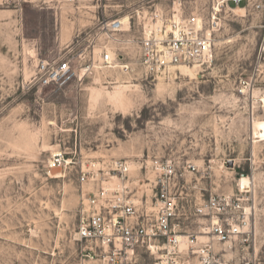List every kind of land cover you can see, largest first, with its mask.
Here are the masks:
<instances>
[{
  "label": "rangeland",
  "instance_id": "obj_1",
  "mask_svg": "<svg viewBox=\"0 0 264 264\" xmlns=\"http://www.w3.org/2000/svg\"><path fill=\"white\" fill-rule=\"evenodd\" d=\"M178 1L185 14L209 17V0H0V264H78L80 163L154 156L194 164L192 184L209 193L241 190L249 226L227 255L264 264V141L254 130L264 122V15L223 11L209 22V61L174 81L115 69L56 91L34 85L36 63L64 59L99 20L167 13ZM129 49L136 59V45ZM117 86L124 111L109 100ZM59 151L76 165L48 178Z\"/></svg>",
  "mask_w": 264,
  "mask_h": 264
},
{
  "label": "built area",
  "instance_id": "obj_2",
  "mask_svg": "<svg viewBox=\"0 0 264 264\" xmlns=\"http://www.w3.org/2000/svg\"><path fill=\"white\" fill-rule=\"evenodd\" d=\"M240 7L264 15V0H209L206 21L197 12L185 14L180 1L167 13L154 9L137 11L126 22L99 20L84 44L76 38L75 50L64 59L38 61L34 85L56 91L87 74L115 69L174 81L180 66L203 67L209 61L210 24L223 11ZM132 29L137 37H129ZM132 44L136 59L129 56ZM70 165L76 163L55 152L46 176L58 178L56 170ZM93 167L81 162L77 178L78 264H232L227 247L246 235L249 226L241 190L228 196L200 189L191 179L197 167L174 158L111 159Z\"/></svg>",
  "mask_w": 264,
  "mask_h": 264
},
{
  "label": "bare ground",
  "instance_id": "obj_3",
  "mask_svg": "<svg viewBox=\"0 0 264 264\" xmlns=\"http://www.w3.org/2000/svg\"><path fill=\"white\" fill-rule=\"evenodd\" d=\"M233 12H242L243 13L244 10L240 7V8H235L233 10ZM121 19H122L123 22H126L128 20L127 17H124V18H121ZM195 67L199 68L201 66H198L197 64H195L193 67L180 66L176 70H177L178 73H180L182 71L189 70L188 68H192L193 69ZM120 88H121L120 86L116 87V91L113 93V95L112 94L109 95V100L112 101L115 104L116 108L124 111L126 98L124 96V92ZM262 103L264 104V100H262ZM254 127H255V129H254L255 130V135H258L257 137H255V139L258 140V138H260L258 141H264V137L262 135H259V132H261V130L264 128V122L255 123ZM114 184H115V179L112 180L110 185L113 186ZM248 184H249V179L247 177H241L240 185H241L243 190L246 188V186H248ZM247 211H248V209H247Z\"/></svg>",
  "mask_w": 264,
  "mask_h": 264
}]
</instances>
